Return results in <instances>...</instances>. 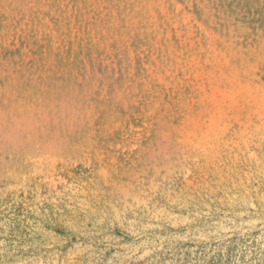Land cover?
<instances>
[{
  "label": "rangeland",
  "instance_id": "obj_1",
  "mask_svg": "<svg viewBox=\"0 0 264 264\" xmlns=\"http://www.w3.org/2000/svg\"><path fill=\"white\" fill-rule=\"evenodd\" d=\"M0 264H264V0H0Z\"/></svg>",
  "mask_w": 264,
  "mask_h": 264
}]
</instances>
